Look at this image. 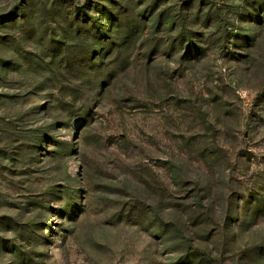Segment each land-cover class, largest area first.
<instances>
[{"label":"rangeland","instance_id":"rangeland-1","mask_svg":"<svg viewBox=\"0 0 264 264\" xmlns=\"http://www.w3.org/2000/svg\"><path fill=\"white\" fill-rule=\"evenodd\" d=\"M0 264H264V0H0Z\"/></svg>","mask_w":264,"mask_h":264}]
</instances>
